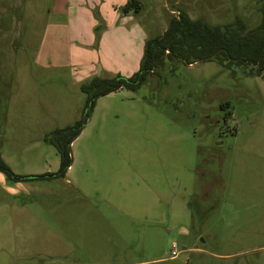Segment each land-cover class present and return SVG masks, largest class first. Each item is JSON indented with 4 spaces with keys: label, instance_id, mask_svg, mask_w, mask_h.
<instances>
[{
    "label": "rangeland",
    "instance_id": "374dc122",
    "mask_svg": "<svg viewBox=\"0 0 264 264\" xmlns=\"http://www.w3.org/2000/svg\"><path fill=\"white\" fill-rule=\"evenodd\" d=\"M131 1L0 0V152L16 176L40 177L0 181V264H264V71L165 57L88 112L82 91L134 77L180 11L250 31L264 0H135L108 29ZM53 7L69 27L53 26ZM85 115L57 176L46 139Z\"/></svg>",
    "mask_w": 264,
    "mask_h": 264
},
{
    "label": "trees",
    "instance_id": "16d2710c",
    "mask_svg": "<svg viewBox=\"0 0 264 264\" xmlns=\"http://www.w3.org/2000/svg\"><path fill=\"white\" fill-rule=\"evenodd\" d=\"M140 4L132 0L123 12L139 11ZM262 20L258 27L246 31L245 24L237 19L236 22L225 26H211L203 19L193 20L185 11L179 12V17L172 19L165 33L148 42L139 72L132 78L117 77L106 79L93 77L82 87L88 95L86 107L95 97H102L125 87L137 90L147 79L150 72L163 68L165 57L168 60L181 59L189 65L197 62L217 61L222 67L234 73L235 66H258L264 69V1L259 10ZM95 106L92 103L91 109ZM82 122L72 127L59 129L47 137L46 142L53 145L60 157V169L57 176L64 177L71 166L68 146L78 134ZM0 173L9 184L19 183L30 179H40L38 176L23 178L16 176L3 160L0 152Z\"/></svg>",
    "mask_w": 264,
    "mask_h": 264
},
{
    "label": "crops",
    "instance_id": "0c3cea01",
    "mask_svg": "<svg viewBox=\"0 0 264 264\" xmlns=\"http://www.w3.org/2000/svg\"><path fill=\"white\" fill-rule=\"evenodd\" d=\"M120 8L119 7H115V12L114 13H116L117 14V11L119 10ZM133 12H137V11H135V10H132V11H130V12H128V13H123L122 15L124 16H121V14L119 13V14H117V16L116 17H113L112 18V23L111 24H108V29H113L115 26V24L116 23H119L120 25H123V22L127 19V20H130L131 19V14L133 13ZM126 14V15H125ZM48 15H49V21L51 20V22H52V24H53V26L54 27H59V26H63V27H65V28H67V27H69V22H68V20H69V18H68V13L67 12H65V11H57L56 9H55V7H53V11L51 10L49 13H48ZM127 20H126V22H127ZM106 21V20H105ZM125 22V23H126ZM94 26H92V27H90V30L93 28ZM48 40H60V38H54V39H48ZM66 40H72V36H71V34L69 35V32L67 33V35H66ZM113 41V44H116L117 43V41H119L117 38H115L114 40H112ZM56 42V41H55ZM65 42H67V41H65L64 40V43ZM78 44H80L79 42H78ZM108 44H112L111 42L110 43H108ZM109 48H112V47H109ZM65 52V51H64ZM66 58H67V60H66ZM64 62H65V65H68V66H70L71 65V59L70 58H68V56L66 55V53H65V56H64ZM56 64V63H55ZM103 66H108V64L107 63H103ZM140 67V63H139V61H137L136 63H135V69L136 68H139ZM0 181H4L5 182V177H4V175L3 174H1L0 173ZM8 189H10V187L8 188ZM11 194H12V192H10Z\"/></svg>",
    "mask_w": 264,
    "mask_h": 264
},
{
    "label": "flooded vegetation",
    "instance_id": "af4514ba",
    "mask_svg": "<svg viewBox=\"0 0 264 264\" xmlns=\"http://www.w3.org/2000/svg\"><path fill=\"white\" fill-rule=\"evenodd\" d=\"M251 66L253 67V69L250 71V74L256 75V76H261L262 75V72L264 71V69H259L258 66H253V65H251ZM222 112H223L222 113L223 114V119H224L225 122H227V119L232 118L231 111H226V109L223 108ZM225 115H227V117H225Z\"/></svg>",
    "mask_w": 264,
    "mask_h": 264
},
{
    "label": "water",
    "instance_id": "95a60500",
    "mask_svg": "<svg viewBox=\"0 0 264 264\" xmlns=\"http://www.w3.org/2000/svg\"><path fill=\"white\" fill-rule=\"evenodd\" d=\"M99 98H101V97H95L92 101H90V104H89V106L87 107V110H86L87 112L90 110L92 103H93V102H96ZM86 115H87V114H86ZM86 115H85L84 120H83V122H82V127L80 128V131H79L78 134H77V135L71 140V142H70V144H69V146H68L69 151H71V146H72L73 142L78 138V136L81 134V131L83 130V126L85 125L86 118H87Z\"/></svg>",
    "mask_w": 264,
    "mask_h": 264
},
{
    "label": "built area",
    "instance_id": "2783aa9c",
    "mask_svg": "<svg viewBox=\"0 0 264 264\" xmlns=\"http://www.w3.org/2000/svg\"><path fill=\"white\" fill-rule=\"evenodd\" d=\"M176 249H177L176 245H173V248H172V255H173V257H175L177 255Z\"/></svg>",
    "mask_w": 264,
    "mask_h": 264
}]
</instances>
